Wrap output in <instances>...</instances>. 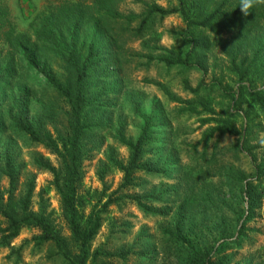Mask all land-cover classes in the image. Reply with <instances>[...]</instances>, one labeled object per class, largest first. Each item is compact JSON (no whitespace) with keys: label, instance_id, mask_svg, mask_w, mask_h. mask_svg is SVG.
Here are the masks:
<instances>
[{"label":"trees","instance_id":"16d2710c","mask_svg":"<svg viewBox=\"0 0 264 264\" xmlns=\"http://www.w3.org/2000/svg\"><path fill=\"white\" fill-rule=\"evenodd\" d=\"M123 1L57 0L55 5L47 6L28 24L33 34L31 40L17 30L5 0H0V42L7 47L0 82L25 79L26 74L16 66L17 56L22 52L44 83L68 105L65 132H58L55 137L46 130L44 119L32 121L27 117L24 112L27 93L24 91L16 92L17 100L13 108L8 104L5 112L12 127L57 156L58 168L41 157L35 158V163L52 174L50 185L58 196L69 232V240L64 239L55 232L49 215L42 207L37 212L31 209L33 176H28L20 193H16L18 170L12 153L5 149L3 158H0V179L5 177L8 185L5 189L0 187V216L5 223L4 227H0V246L10 244L21 229L30 227L39 230L35 236L39 244L53 243L68 264H103L101 259L110 258L126 264L132 255L144 259L148 254L135 251L132 246H122L116 252H109L91 245L103 223L100 213L106 211L110 204H118L122 198H127L134 201L145 215H154L162 220L159 234L169 246L163 255L172 259L174 264H228L232 254H226V250L239 246L245 238V223L259 206L260 194L255 193L256 186L247 181L242 171H237L226 161L220 166L215 162L220 158L218 155L249 153L250 150L245 148V138L240 144L248 126L239 130L230 120H214L210 115L215 112L201 100H179L169 96L170 100L183 103L181 110L186 109L197 116L208 115L200 120L203 125L209 124L200 140L203 142L198 162L200 167L186 170V166L174 157L173 150L166 147L167 143L160 145L161 151L148 156L152 151L149 145L162 133L158 122L166 116L159 104L144 114L139 104L133 103L131 112L140 119L139 134L133 139L127 137L121 122L115 132L117 142L128 150V159L122 162L113 152H108L106 165L97 173L99 181L103 182L106 174L104 167L108 166L123 174L122 182L107 196L100 209L94 205L85 212L84 198L80 193L84 177L81 167L93 150L88 139L94 125L85 109L90 103L98 105L97 95L88 99L86 92L93 88L90 80L106 72V68L97 69L98 64H104L103 48L108 55H111L109 52L115 55L121 49V36L115 32L113 24L118 28L122 26L123 32L128 30L141 35L156 16L178 15L185 25L180 35L190 42L189 49L184 54L164 49L167 56L160 57L159 61L168 67L199 69L207 64L210 55L220 53L227 61L226 70L236 77L234 92H225L232 102L227 112L251 103L253 114L260 118L264 128V86H261L264 83V4H256L245 15L240 10V0H177V5L170 9L142 1L144 8L135 14L119 10L118 6ZM135 21H138L137 26L131 27ZM96 34L100 42L98 45L93 40ZM53 59L58 61L65 73L61 81L56 80L50 70ZM26 82L27 79L24 80ZM220 82L207 85L219 87ZM200 88L199 85L190 88V91L197 93ZM245 113V120H248V110ZM222 135L237 137V142L222 150L217 146ZM161 136L166 138V135ZM214 136L215 141L210 144ZM256 170L264 171V163L257 164ZM135 172L165 178L175 176L173 173L176 172L177 178L174 177L176 182L173 185L165 189L158 187L153 193L143 196L119 194L112 199L113 194L134 185ZM209 175L214 176L210 178ZM168 194L173 199H169ZM102 195L105 196V193ZM157 202H161L162 206L150 208L146 205ZM231 236L234 238L228 240Z\"/></svg>","mask_w":264,"mask_h":264},{"label":"rangeland","instance_id":"374dc122","mask_svg":"<svg viewBox=\"0 0 264 264\" xmlns=\"http://www.w3.org/2000/svg\"><path fill=\"white\" fill-rule=\"evenodd\" d=\"M142 1L166 9L177 5V0H124L118 8L122 13L136 14L144 8ZM56 3L57 0H5L17 30L25 33L31 40H33V34L28 29V24L47 6H53ZM137 22L135 21L130 26H137ZM113 28L121 36V49L115 55L111 52H109L111 55H108L106 48H103L106 61L104 60L103 65L98 64L97 69L106 68V72L99 78L90 80L93 88L86 92L88 99L97 95L98 105L90 103L85 109L94 123L88 139L89 146H92L93 150L83 160L81 167L84 177L80 193L84 198L85 212H88L94 205L100 209L107 196L117 190L122 182L123 174L107 168L108 166L104 167L106 174L103 182L99 181L97 173L101 167L106 165L108 152H113V155L122 162L128 159V150L117 142L115 132L118 123L121 122L124 124L127 137L133 139L139 134L140 119L134 117L131 112L133 103L139 104L144 114L159 104L166 116L164 120L158 122L159 128H162V133L159 134L166 135V138L158 134L149 145L152 151L148 153V156L152 157L155 151L161 149L160 145L167 143L166 147L173 150L176 160L186 166L184 169L190 170L194 166L198 169L200 152L203 148V142L200 140L205 128L209 126V124H201L200 120L208 115L197 116L186 109L181 110L183 103L172 101L169 96H174L179 100H201L215 112L210 115L214 120H230L239 130L248 126L247 134L243 136L240 144L245 138V148L250 150L249 153L244 151V153L218 155L220 158L215 164L220 166L226 161L237 171H242L247 181L252 186H256L255 193L260 194L259 206L253 210L250 219L245 223V238L239 246L226 250V254H232L228 264H264V171L256 170L257 164L264 163V128L260 118L253 114L251 103L239 105L227 112L232 102L225 92L232 93L236 87V77L226 70L227 61L222 59L220 53L214 52L207 58V64L199 69H185L181 66L168 67L160 62V57L167 56L165 50L184 54L189 49L190 42L185 41L180 35V32H184L185 25L178 15L164 18L156 16L141 35L128 30L123 32L122 26L118 28L115 24ZM88 38L91 39V36ZM93 40L95 45L100 43L97 34ZM6 53V45L0 42V72L4 70ZM24 56H26L24 53L19 52L16 66L18 70L26 74L25 79L18 81L15 79V82L6 79L0 82V158H3L5 149L9 150L14 157L15 167L18 170L16 193H20L28 176L34 177L31 209L37 212L42 207L49 215L55 232L69 240V232L62 216L58 196L50 185L52 174L39 168L35 163V158L41 157L46 163L58 168L57 156L43 145L31 142L25 134L12 127L6 117V106L11 104L10 107L13 108L17 100L16 92L24 91L27 93L24 111L27 117L32 121L44 119L47 122L46 130L53 137L58 132H65L67 103L44 83ZM50 70L56 80L64 79L65 73L56 59L52 60ZM26 79L27 82L24 83ZM218 81L220 82L219 87L212 88L207 85ZM262 81L264 82V78ZM199 85L201 88L197 93L190 91V88H196ZM261 86H264V83ZM245 110H248V120L247 118L245 120ZM214 141L215 136L212 137L210 144ZM236 142L237 137L222 135L219 137L217 146L225 150ZM252 155L255 159H252ZM216 165H211V167ZM173 175L175 176L165 178L145 176L143 173L135 172L134 185L120 190L111 198L114 199L119 194L143 196L153 193L158 187L165 189L166 186L176 182L177 173L174 172ZM209 176L211 178L214 175ZM7 183V179L2 176L0 187L5 189ZM103 193L105 196L102 195ZM168 196L169 199H173L171 194ZM146 205L150 208L162 206L161 202L146 203ZM100 215L103 223L91 244L92 248H103L109 252H116L122 246H132L135 251L146 252L148 257L139 259L132 255L126 264H174L172 259H167L163 255V251H167L169 246L159 234L162 224L160 218L145 215L134 201L127 198H122L118 204H110ZM4 226V220L0 216V227ZM38 234L39 230L36 228L21 229L10 244L0 246V264H68L53 243L39 244L35 240ZM233 238L234 236H231L228 240ZM101 263L121 264L115 258L101 259Z\"/></svg>","mask_w":264,"mask_h":264},{"label":"clouds","instance_id":"9594fccd","mask_svg":"<svg viewBox=\"0 0 264 264\" xmlns=\"http://www.w3.org/2000/svg\"><path fill=\"white\" fill-rule=\"evenodd\" d=\"M256 4H264V0H240V10L247 15L248 10L254 7Z\"/></svg>","mask_w":264,"mask_h":264}]
</instances>
